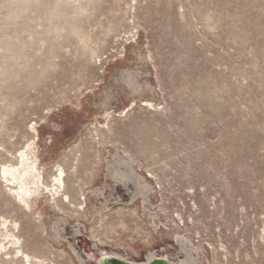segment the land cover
Returning <instances> with one entry per match:
<instances>
[{
	"label": "rangeland",
	"instance_id": "obj_1",
	"mask_svg": "<svg viewBox=\"0 0 264 264\" xmlns=\"http://www.w3.org/2000/svg\"><path fill=\"white\" fill-rule=\"evenodd\" d=\"M29 146L73 205L11 193ZM177 234L198 264H264V0H0V264L183 257Z\"/></svg>",
	"mask_w": 264,
	"mask_h": 264
},
{
	"label": "bare ground",
	"instance_id": "obj_2",
	"mask_svg": "<svg viewBox=\"0 0 264 264\" xmlns=\"http://www.w3.org/2000/svg\"><path fill=\"white\" fill-rule=\"evenodd\" d=\"M20 159H21V161L19 162V164L17 166H11V167L4 168L2 170V176L9 183V186L13 188V189H11V191H12L11 193H14V196L16 197V199L19 200L20 203H22L26 209L32 211L36 207L39 199H42V198L46 199V194L49 195L47 197H50V198L52 197V200L55 202V204H57L58 201H60L58 199L62 197L63 201L67 200L69 205H73L71 198L68 196V194L65 193V186H66L65 180H64L65 171L63 168H61V167L59 168V170H58L59 175H55V177L52 181V185H48L45 182L43 173L41 172V168L38 165V159L35 157V154L32 150V146H29V148L26 152L21 153ZM117 164H118L117 166H119V167L114 166L112 169L109 170L111 178L115 181V183L116 182L118 184L122 183L124 185V188H125L131 182V175H134V177H136L137 180H139L138 186L135 185L136 188H135L134 192H136V193L138 192V194L143 196L144 201H146L147 197H149L148 194H150V192H153L154 188L147 185L144 182L143 178H141L137 173L134 174L135 171H134V169L131 168V166L129 165L127 160L121 158ZM123 167H125V168H123ZM129 167L131 169L130 170L131 172L128 170ZM134 177L132 176V178H134ZM93 192H95V191H93ZM96 193H98L97 190L93 194H96ZM100 195H101V192H100ZM83 196H84V199L83 200L81 199V203L79 204V207L81 210V208L84 206L83 211L88 216V215L92 214L93 211H91L92 209H90L91 207L89 206L90 205L89 204V201H90L89 196H86V195H83ZM132 198H133V196H132ZM120 200L121 199H118V201H120ZM48 201H50V200H48ZM106 206H107V204H106ZM134 212L136 213L135 210H134ZM42 216H43V214H41V217ZM103 219L104 218L101 217V220H103ZM156 219H158V218H156ZM45 221H46V219H45ZM4 223H7V222H4ZM60 223H61V218H60V221H58L57 226H59ZM164 226L167 227V225H165V224H164ZM155 228L157 230V227H155ZM60 229L55 226L54 231H55V234L58 238L61 237V235H62ZM72 230H74V229H72ZM83 231H84V229H83ZM81 232L82 231L80 230V228L75 229L76 235L80 234ZM5 236L6 237H12V239L16 240L17 242L19 241L18 238L16 239V237H14L12 234L10 236L9 235H5ZM174 241H176L177 245L180 247V251L184 255L183 257L176 256V258H174L170 254H167L166 250H161V251L150 250V251H148V254L146 255V259L143 263H146V264L151 263V262L161 258L162 254H165V259L168 262H170V264H198L199 263V257H200L199 256V249L195 248V246L188 239H186L185 236L177 234L174 238ZM13 244L15 245V242H13ZM3 249L5 250V247ZM3 249L0 248V252ZM71 249L73 250V254H75V256L77 257V259L80 261L81 264H100V259H102L103 257H106V256L115 257L117 259L123 260L125 262H129V263H136L133 261L134 259L132 260V256L129 252H125V253L108 252V251L102 250L98 246L97 243H95V249L97 250V252L88 256L87 260L78 252V250L75 248V246L71 245ZM132 252L138 255V252L136 250L133 249ZM17 253L20 255L19 257H21L23 263L26 262L27 264H35V263L41 264V261L37 262L35 257H31L30 255L24 253L22 250H18ZM137 264H139V263H137Z\"/></svg>",
	"mask_w": 264,
	"mask_h": 264
},
{
	"label": "water",
	"instance_id": "obj_3",
	"mask_svg": "<svg viewBox=\"0 0 264 264\" xmlns=\"http://www.w3.org/2000/svg\"><path fill=\"white\" fill-rule=\"evenodd\" d=\"M100 264H137V263H129V262H125L123 260L117 259L115 257L106 256L100 259ZM140 264H146V263H140ZM148 264H170V262H168L165 258H159Z\"/></svg>",
	"mask_w": 264,
	"mask_h": 264
}]
</instances>
